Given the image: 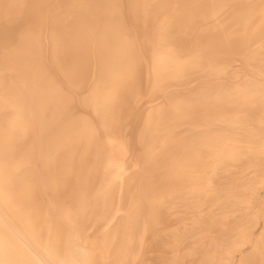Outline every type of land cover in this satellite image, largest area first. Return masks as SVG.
Masks as SVG:
<instances>
[{"label":"bare ground","instance_id":"obj_1","mask_svg":"<svg viewBox=\"0 0 264 264\" xmlns=\"http://www.w3.org/2000/svg\"><path fill=\"white\" fill-rule=\"evenodd\" d=\"M204 71L209 82L264 81V0H0V220L30 223L57 246L74 238L90 264H198L208 257L198 246L200 229L188 227L203 212L197 195L182 171H171L193 158L187 148L200 136L191 129L198 113L240 110L254 126L264 105L235 95L209 99L205 111L196 104L204 112L190 108L193 82ZM230 153L241 165L244 154ZM232 174L237 182L242 167ZM262 196L257 189L248 204L231 208L240 219L256 214L247 244L263 218ZM178 198L188 202L185 224L176 218ZM180 225L187 228L178 238ZM245 248L235 247L224 264H244Z\"/></svg>","mask_w":264,"mask_h":264},{"label":"rangeland","instance_id":"obj_2","mask_svg":"<svg viewBox=\"0 0 264 264\" xmlns=\"http://www.w3.org/2000/svg\"><path fill=\"white\" fill-rule=\"evenodd\" d=\"M258 66L261 67V64H259ZM206 73L207 72L204 71V74L202 75L203 77H199V78L197 77V79H195L193 82V85H194L193 88L195 87V84L197 85L196 86L197 88L196 87H195L196 89L194 88L196 91H194V89H192L191 95H193V96H190V100L187 101V104L192 105V106H189L190 108L193 106L195 107L197 105H200L203 107V110H204V106L207 104V102L209 104V102L212 101V99L213 100L215 99V103H216V99H218L217 102L219 103L220 97L222 100L224 99V97H226L224 99L226 101L228 98L235 99L234 98L235 95L236 96L238 95L237 97L239 99L242 97L241 100H243L245 102L250 101V100H258L259 106L264 105V86L261 85V87H260V85H258V87H260V88H258L252 84L253 82H254V84L255 83L264 84V81L263 82L261 81L262 83L261 82L259 83V80H258V82L257 81L255 82V81H253V79H251L252 81H250V78L244 79L241 83L239 82L240 84L236 83V86H238L237 90H236V88H235L236 86L233 85L235 83H233L231 81H229L230 83H226L228 81L227 80L224 81L225 79H223V78H222L223 81L221 78H217V80H214L215 82L214 81L209 82V80H205L206 78H209L208 74H206ZM201 78H204L205 81H203V82L205 83V85L203 84V82H202V84H201V82L198 83V81H202V80H200ZM206 81L209 84V87H210L212 82L214 83L213 86L211 85V87H213V90H212V88H209L207 86L208 84L206 85ZM219 81L223 84V86L227 87V90L229 92L225 89L226 87H223ZM198 84H199V86L201 84V86H200L201 88L198 86ZM227 84L230 87L227 86ZM231 84L234 87H232ZM250 84H252V88H250L251 90L248 89L251 86ZM257 84H256V86H257ZM215 86L217 89H219L220 92H221V90H222V92H225V90H226V94H224L222 92H221L222 94L220 92L218 93V90L215 91L216 90ZM240 86H242V88H240ZM198 87H199V89L203 90L202 93H201V90L198 89ZM232 88L233 89L235 88L234 91ZM238 88H240V89H238ZM257 88L261 89V90L258 91ZM243 89H245V90H243ZM253 89H255L256 91ZM246 90H248V91H246ZM210 91H211V94L207 98L206 94L210 93ZM192 92L195 94H193ZM231 93H233V94H231ZM219 94H221V95H219ZM229 94H231V95H229ZM211 95L213 97H211ZM240 95H241V97H240ZM197 96L199 98L196 99ZM204 96H206L207 99ZM201 97H202V99L204 98V100L201 99V101H199ZM191 99H193L194 101ZM209 99H210V101H209ZM212 102H214V101H212ZM212 102H210V103H212ZM200 106L195 107L196 110L198 108H200ZM198 110H199V112L203 111L201 108ZM208 110H210V112H208L207 110H206L207 111L206 112L204 110L205 111V112L203 111L204 113H198L199 115L196 116L197 117L196 119H198V120H197L196 124H193V127H194V125H195V127L191 128V129H193L194 131H197L200 134V136H195V138H192V139H193V141L194 140L196 141L197 137L200 138L202 131H205V132L210 131V133L208 132L206 134L204 132L202 134L201 138H203V139L205 138L204 141H202L203 139H197V141H199V140L201 141V144L196 143L197 141L196 142L194 141V143L197 145L191 144V141H192L191 140L190 141V144H191L190 149H189V146L187 145L188 146L187 151H189L187 154L191 153L193 155L192 156L190 154V157L191 158L193 157L192 160L189 162H186L184 160L178 161L176 163V165H174V167H173V170L174 169L175 170L171 171L172 173L175 172L174 175H177L178 173H179L178 175H181L180 171H182L183 174L181 176H184V178L185 177L189 178L190 183H189V185L187 184V188L191 189L192 194L195 193V195H197V196H194V201L197 202L195 207H197L198 209H202V211H203V212L201 211L202 212L201 215H199L197 217V219L195 221H193L188 226V227L197 226L198 229H200L201 239H200V243L198 244V246L201 247L203 245L202 248L204 249V250H202L204 252L202 254L201 253L200 254L202 256L208 255V257H206L202 261H201V259H199L200 262L198 264H224L225 260L227 259V256H229L230 252L237 250V249H235V247H237V246L242 247V248H243V246L247 247V248H245L244 253L239 255V260L241 262H243L244 264H248V263L261 264V263H264V196L261 197L260 202H259L261 204V205H259V207H262V209L259 208L261 210L259 212L262 213L263 218H260V220L258 221V223L256 225L257 226V231H256L257 233H256L255 240L252 243L247 244L245 242V238L248 235V233H249L248 230H250V227H252V224H254V222H256V214L251 212L252 214L249 213V215L247 217L240 219V217L237 218L238 213H237V210H235L238 208L237 206H239L240 204H244L247 202L249 203L252 196H253L254 191H256L257 189H260V188H264V140H263L264 139L263 138L264 137V112H263V115L262 114L260 115L258 113L255 115L256 117H258V125H254L255 126L254 127L251 125V122H249V120L246 122V118L248 116H245V114H243V112H240V110H238L239 112L237 111L234 114L228 113L226 111H223V110L217 109V108H211ZM258 110H260V109H258ZM203 115H205V116H203ZM208 116H210V117H208ZM237 116H239V117L237 118ZM243 117H245V119H244L245 122H242ZM233 119L234 120L237 119L238 123L241 121V123H239L240 125L235 123V127L234 128L231 127L228 122H229V120H233ZM218 120H221V122L220 121L218 122ZM199 121H201V122H199ZM196 127H197V129H196ZM248 127H249V129H248ZM251 130H253V131L251 132ZM198 133H196V135H198ZM240 133H244V135L240 134ZM215 135L217 136V138ZM248 135L251 137H250V140H247V141L248 142L251 140L252 141L247 144V142H246V140H244V138ZM204 136H206V137H204ZM211 136L212 137L214 136L213 138H215V139L211 138ZM221 136L223 138H220ZM208 138H210V139H208ZM218 138L220 139V141H218L219 140ZM251 138H253V139H251ZM223 140H224V142L227 141V144L230 148L227 146L222 147V144L225 145ZM205 141H208V143L206 142L207 144H205L204 143ZM215 142H216V144H214ZM202 143H204V144H202ZM198 144H200V145H198ZM193 145L195 147H198V148L201 147V148H203V150L202 151H201V149L196 150L197 148L193 149L192 148V147H194ZM241 146H242V148H239ZM246 146L247 147L250 146V148L251 147L252 148L248 150L246 148ZM256 146H257V148H256ZM221 147H222V150H221ZM224 147L227 149V150L225 149L226 152H224ZM213 149H214V151H213ZM194 150L197 151V154L192 152ZM231 150H232L233 154H236V152L239 153V155L244 154L242 156L244 161H242L241 165H240V161H237L235 163L234 160H231L232 159L231 158L232 154L230 153ZM258 150H260V152ZM198 151L201 153H199ZM204 151L206 153H204ZM221 151L225 154L227 152H229V153L227 156H225ZM209 152L210 153L212 152V153L209 154ZM203 153L206 154V156L203 157V155H204ZM194 154H195V156H194ZM200 155H202V156L199 157ZM209 155H211V156H209ZM212 155H214V156H212ZM259 155H262V156H259ZM197 156L199 158L198 160H196ZM194 157H195V159H194ZM207 157L211 160H208ZM211 157H214L213 158L214 160ZM202 158L204 160L199 162V160H201ZM225 158H230V159L223 161V159H225ZM219 159H222V160H219ZM206 160L208 161L210 166L207 164V162H205ZM210 161H211V163H210ZM246 161H247V163H246ZM190 162L191 163L194 162L195 164L193 163V165H192ZM186 163H190L189 164L190 166L187 165ZM178 164H180V165H178ZM198 164H200V165H198ZM206 164H207L208 168L206 167ZM196 166H198L197 167V168H199L198 170H194V168H196ZM253 166H254V168H253ZM189 167H190V170H188ZM241 167L243 169L244 175L241 177V179H238L237 182L236 181L234 182L235 177L233 179H231V177L234 176L232 173L240 170ZM250 168H251V170H250ZM209 171H210V173H209ZM186 173L188 174V176L186 175ZM207 173L209 176H207ZM189 175H190V177H189ZM199 176L201 179H204L206 181L203 180V183H202V180H201V182L200 181L198 182ZM192 178H193V180H191ZM193 184H196V185H193ZM201 185H203V186H201ZM180 191L181 190L174 188L171 192V196L172 197H175V196L178 197L179 196L178 194L180 193ZM249 194H250V196H249ZM247 197L249 198V201H247L248 200ZM195 198H199V199H195ZM186 200L187 199L181 198V199H179V201L177 200L176 204L174 205L176 218L179 222L182 221V224H185L188 222L186 220L184 221V219H183L184 218V210L188 204V202ZM207 200H208V202H207ZM261 201H262V203H261ZM233 205L235 206V209L232 210L231 208L234 207ZM164 211L167 213V210H164ZM186 228L184 226L180 225V228L178 231V238H179V235L182 233V231H184ZM243 239H244V241H243ZM204 244H206V245H204ZM246 244H247V246H246ZM191 249L192 248H189L188 246H186L187 252H190ZM204 257L205 256H203V258Z\"/></svg>","mask_w":264,"mask_h":264},{"label":"clouds","instance_id":"obj_3","mask_svg":"<svg viewBox=\"0 0 264 264\" xmlns=\"http://www.w3.org/2000/svg\"><path fill=\"white\" fill-rule=\"evenodd\" d=\"M90 259L88 249L74 238L57 246L30 223L0 220V264H90Z\"/></svg>","mask_w":264,"mask_h":264}]
</instances>
